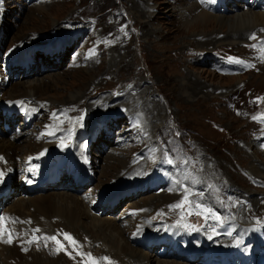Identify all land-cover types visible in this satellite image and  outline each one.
I'll return each instance as SVG.
<instances>
[{"label": "rangeland", "instance_id": "1", "mask_svg": "<svg viewBox=\"0 0 264 264\" xmlns=\"http://www.w3.org/2000/svg\"><path fill=\"white\" fill-rule=\"evenodd\" d=\"M189 1L191 0H0V69L8 59L9 63L20 65V61L17 62L20 55L26 53L28 56L30 50L36 46L43 45L48 48L49 41L58 40L60 47L63 48L57 53L45 54V47H37L34 50V64L26 67L29 70L25 71L22 67L12 69L18 74L16 80H14L15 76H12L13 73L7 70H1L0 74L3 73L7 79L11 78V82L18 80L17 84L37 85L42 82L45 85V89L38 91L42 95L38 94L36 97L40 101H46L42 111L38 112L40 117L45 116L51 120L75 118V122H68L69 129L58 131L64 138L65 146L70 145L66 140L73 142L75 139L72 126L82 124L84 127L88 126L86 128L92 133L89 140L86 138L87 129L78 128L82 135L79 139L81 140L79 148H83L89 159L81 156L77 145L74 149L75 154L79 156L75 159L78 165L83 163L89 165V168L85 166L87 168L85 175L87 174L89 179L86 182L88 187L78 188L82 190L79 193L77 189L76 195L90 194L89 200H92L90 208L97 212L96 214L100 213L98 209L106 206L109 207L106 209L116 208L115 215H112L114 219L124 212L122 217L126 216L127 219L122 226L125 230L123 238L130 241L129 246L133 250L135 248L147 254H154L155 258L163 261L176 258L175 260H181L182 262H179L182 264H220V260H213L211 257L205 259L200 254L192 262L185 256L179 258L168 240L158 242L157 247H149L151 250H142L141 248L145 247L138 242L141 235H138L140 230L136 226L140 219H137V223L135 220L130 221L133 217L126 213L134 202L147 204L154 202L153 218L152 216L150 219L147 218L146 226L145 224L142 226L144 233H151L150 225L155 227L163 225L167 226L166 228L185 230L187 234L184 232V237L197 242L195 237L197 230L190 228L189 225H192L194 220L201 221L203 217L214 211L211 204L218 207L219 200H227L231 191L239 193L240 197L242 196L240 200L225 208L224 213L218 212L219 226L210 229V235L214 236L212 244L217 247L236 241L239 233L245 230L241 224L242 221L244 223L246 221L240 219L239 212H243V218L244 212L247 216L248 214L264 216V180L255 177L248 169L250 160L261 164L260 160L255 159L253 151L264 153V125L258 123V119H261L258 117L264 115V51H262L264 43L260 42L262 33L257 35L256 32H252L244 42L237 45L226 43L222 46L218 43L214 46L209 45L205 49L207 54L200 55L199 51L204 47L199 41L207 45L215 38L219 40L223 34H226L227 29L215 24L204 31L195 19L198 15L197 10L190 7L186 9V18L180 17L179 8H183ZM194 1L197 2L198 7L207 10L201 5L203 0ZM205 1H210L212 10L216 11L210 8L207 11L211 14L226 12L227 15L228 6L236 3L242 8L246 5L239 0H212L214 3L211 0ZM151 5L153 19H150L149 24L140 25V22L146 21L148 13L142 12L140 22L137 21L133 14L135 6H140L146 11V7ZM195 25L198 27L196 28ZM150 26L155 27L157 31L151 34ZM124 32L130 33L131 39ZM253 36L255 39H252ZM194 40L196 43H193ZM12 54L14 56L9 58ZM225 56L234 57L230 59ZM41 58L50 59V63L44 64L43 67L40 63ZM54 64L56 67L53 66ZM75 78L80 79V86L78 90L70 91L67 86L73 81L77 82L78 79ZM206 87L218 89L219 95H210ZM20 88L18 85L17 91H20ZM78 92L79 96L83 93L78 103L64 102L68 97L75 98ZM203 95L210 96L206 99ZM104 99H107V103L102 101ZM63 104L70 105L64 107L66 111H57V108H61L59 105ZM106 115L109 126L107 125V129L103 130L104 128L99 125V119L103 123ZM138 117L142 121L141 131H131L132 123ZM32 121L33 126L31 125L32 128L29 129L32 132L38 131V124L42 123V118ZM56 122L54 121V124ZM62 122L60 121L59 124ZM15 124L10 127L16 130ZM31 136L30 133L22 134L24 138ZM84 139L90 142L88 149ZM109 142L112 146H108ZM249 143L252 145L251 149H247ZM113 145L119 150L114 154L125 153L123 160H126L129 166L133 167L138 162L135 172L140 170L137 173L139 176L137 174L133 176L140 178L141 183L142 161L145 157L147 160L143 152L148 147L158 152L151 171L155 177L161 174L172 182L171 186H173L168 189H175L168 196V201L161 202L165 192L161 184L155 188L154 183H142L143 186H140L138 180L131 182L129 176L124 177V171L120 172L118 179L113 180L111 174L117 172L118 169L115 168L120 167L118 161L108 166L107 170H101L103 161L113 157L111 153L114 149ZM167 155L172 157L174 163L167 164ZM116 157L120 158V156ZM52 159L55 160L54 170L60 166L66 168V165L70 169L68 155H58ZM76 167L77 165L73 168L76 170ZM63 171L66 172L65 169ZM76 171L82 175L85 169L80 166V170ZM231 184L233 187L230 186ZM65 185L66 188L64 186L60 188L73 192L76 190L73 181H68ZM61 189H57L58 192H67ZM93 189H95L94 194H92ZM96 189L102 195L108 192L119 195L115 198L118 204L113 208L109 206L112 201H109L108 205H102L105 201L102 200L100 203L97 200ZM202 193H209L214 203L210 196L205 197L208 200L205 205L195 201L194 198L204 197ZM120 196L121 199H117ZM185 196L187 201L182 207H170L179 204ZM255 198L260 203L253 206L251 199L255 200ZM197 204L207 211L196 214ZM190 210L192 214H189ZM102 217L107 219L109 215L107 213L100 216ZM52 223L57 225L58 221L53 219ZM59 225L54 236L60 244L56 246L55 251L51 250L52 253L49 254L48 249H44L47 244L53 243L51 240L44 238L38 241L40 244L36 243L44 256L54 258L61 255L64 264H88L87 262L93 264V260L95 264H102L100 259L104 261L103 264H107V261L112 264V257L108 254L109 257L102 256L104 254L98 251L100 247H96L100 245L92 246L88 236L85 235V239L82 240L79 238L80 233L63 229L62 224ZM252 225L254 227L252 230L264 238V219L253 221ZM23 227L26 232H36L33 224L32 226L26 224ZM86 230L92 233L88 227ZM176 233L179 234V231ZM65 234L76 243L67 242ZM78 238L84 242L79 244ZM95 238L103 239L101 236ZM85 241L88 247L92 248L87 249ZM82 248L84 253L80 254L78 249ZM88 250L93 252L89 253ZM108 253L114 256L116 262L118 254L112 246ZM65 255L69 257H64ZM143 256L146 255L142 254L141 257ZM104 258H107V261ZM25 261L27 263V259Z\"/></svg>", "mask_w": 264, "mask_h": 264}, {"label": "bare ground", "instance_id": "2", "mask_svg": "<svg viewBox=\"0 0 264 264\" xmlns=\"http://www.w3.org/2000/svg\"><path fill=\"white\" fill-rule=\"evenodd\" d=\"M250 1H251V3L248 5L247 9L241 8L236 3H235V6H228L227 7L228 12L227 13H229V14H227V15H226V12L225 13L220 12L217 14L208 13L207 10H203L201 7H198V5L196 4V2L194 0L189 1V3L187 5H185L183 8H179L180 17H184V18H186V14H187L186 9L188 7L192 8V9H196L198 15L195 17V19H197V24L201 25V28L204 31L205 30L207 31L208 28L211 27V25L215 26V24H217V26H219L220 28L227 29L226 34H223L222 38H220L219 40H216V38H215L213 41H209V43L207 45H205V43H203V41H199V43H201L202 46L204 47V48L200 49V51H199L200 55L201 54H207L206 53L207 50H205V49L207 47H209V45L214 46L216 43L220 44V46L225 45V43L228 45L229 44L230 45H237L238 43L244 42L245 38L247 36H249L248 34H250L252 32H256V34L260 33V32H264V0H250ZM211 2L214 3V1H212V0H211ZM220 2H222V1H220ZM139 7L140 6H135V8H134L135 12H133L136 20L139 21V19L142 17V15H141L142 12L148 13L147 18H145L146 21L145 22L139 21V22H140V25L145 24V23L149 24L150 19H153L152 16H154L152 13V5L147 6L146 11L143 10L144 8H141V7L139 8ZM211 10H212V8H211ZM212 11H214V10H212ZM201 12H203V13H201ZM214 12H216V11H214ZM73 14H71V16ZM210 16L220 17V18L213 19ZM231 16H233V17H231ZM229 17H231V18H229ZM186 23H188V21H186ZM126 26H127V24H126ZM150 27H152V26H150ZM195 27L197 28L198 25H195ZM126 29H128V26ZM238 29H240V31ZM241 29H243V30H241ZM120 30H122V29H120ZM141 31H143V30H141ZM150 31H151V34H153V32H156L157 29L155 27H152V29ZM124 33H125V35H127L131 39L130 33H127V32H124ZM129 38H128V40H129ZM117 39H119V38H117ZM128 40H127L126 44L128 43ZM106 41H108V39ZM113 43H114V41H113ZM193 43H196L195 40L193 41ZM18 45H20V44H18ZM255 46H253V47H255ZM20 56L21 57L17 60V62L20 61V63L18 62L20 65L26 64V67H27V65L31 66L33 64L32 53H30L28 56H26V53L24 55H20ZM40 56H41V54H40ZM48 58H46V59L41 58L40 63L43 67H44V64L50 63V59H48ZM254 58H255V56H254ZM255 60H257V59H255ZM53 66L56 67L55 64ZM37 67H39V66H37ZM27 69L29 70V68H27ZM31 73H32V71H31ZM11 74H9V75H11ZM20 74H24V73H20ZM260 74H261V72H260ZM12 76H14V74ZM187 79L189 81H191L190 78H187ZM79 80L80 79H78L77 82H75V83H74V81L72 83H70L67 86V89H71L70 91L78 90L77 88H79L78 86H80V83H81V82H79ZM196 82H197V80H196ZM17 83H19L18 80H17V82H11V78L7 79V77L4 76L3 73L0 74V108H1L0 110H2L1 112L9 115V119H6L0 113V118L1 119L3 118L2 124L4 126H9L10 130H12L13 132L14 131L17 132V130H15L13 127H10V126H13V124L16 123V121L14 120V117L15 116L19 117L22 114H24L26 116V118H31V121H32V119L38 120L39 118H42V123L38 124L39 125L38 131L32 132V136L29 138L16 136V134H14V133L7 134V133L3 132L2 129H0V173H3V177H5V175L10 174L6 180L9 183L14 178H16V176H15V173L17 171L16 166H17L18 161L21 159L23 161L24 165H31L30 168L33 170L32 176H34V177L40 176L41 178H46V177H50L49 176L50 174L51 175L54 174L55 178H60L61 172L65 169L66 172L65 171L64 172L66 174H69L70 176L72 175L73 178H77L78 176L81 175L80 172L76 171V170H80V166H82L85 169V172L82 173L81 177L86 176L85 173H87L86 172L87 168L85 166H87L89 168L88 163L87 164H85V163L80 164L79 163L80 164V166H79L77 161L75 160L76 156H78L74 152V149L76 147V142L71 143L69 146H65L64 142H63L64 138H62L61 135H59V133H58V131H64V129H66V128L69 129V127H67L68 122H70V121L75 122V118H73V120L71 118L70 119H64V120L57 118L56 120H51V119L45 118V116L40 117V114H38V112L42 111V108H44V106L46 105V103H45L46 101L45 102L40 101V99H38L36 97L38 94L42 95V93L41 92L39 93L38 91L45 89V85H43L42 82L40 84L37 83V85H35L33 83H31L29 85L17 84ZM15 84H17V85H15ZM18 85H19V87H21L19 89L20 91H17ZM11 87H12V89H11ZM203 87H205V86L203 85ZM206 88H207L206 91H209L211 93L210 94L207 92L208 94H210V95H217L218 94L219 95L218 89L209 88V87H206ZM10 89H11V92H10ZM64 89H65V87H64ZM200 89H198V90H200ZM246 89H245V91H246ZM245 91L243 90V93ZM81 95L79 96V92H78V93H76L75 98L74 97H68L64 102H67L66 104H68V103L76 104V103H78V99L83 97V95L82 96ZM210 95H208V96L203 95V96L207 99ZM106 100L107 99H104L102 101L106 102ZM101 102H99V103H101ZM69 105H64V104L62 106L59 105L61 108H59V109L57 108V111H64L65 110L64 107H68ZM105 105L107 107V104H105ZM54 121H57L56 124H54ZM60 121H63L62 124H59ZM19 122H17V124ZM102 125H106V124L104 122L101 123V128H104V126H102ZM141 126H142V121L138 117L132 123V126H131L132 130L131 131H133V130L141 131ZM72 128L75 129V137H76V141H78L80 138H82L81 133H79L80 129L78 128V126H72ZM23 130H25V131L30 130L29 126L24 124V127H21V131H23ZM103 130H105V128ZM23 136H25V135H23ZM257 136H259V135H257ZM86 138L89 140L88 136ZM95 140H96V138H95ZM109 145L112 146L111 142L108 143V146ZM251 147H252V145L249 143L247 149H251ZM116 151H117V153L119 152V150L116 148V146H114L113 151H111V153H113L112 154L113 157H111L110 160H108V161H107V158L106 159L104 158L105 161H103V163H102L101 170L102 171L107 170L108 166L113 165V162L118 161L117 164H119L120 167L115 168V169H118L117 172H113L111 174V178L113 180L118 179V177H120L119 176L120 172L124 171L123 176L124 177L129 176V178H131V182L138 180L139 183H141L140 178H135L133 176V175H136L140 171V170H136L137 173L135 172V168L137 167L138 162L133 167H132V165L129 166V163L126 160H123V157H125V153H119V155H117V154H114V152H116ZM157 153L158 152L155 149H153V148L149 149V147L146 149L145 152H143V155L147 156V160L145 157L143 159L142 165H141L142 166V169H141L142 170V183H146V184L147 183H150V184L154 183V184H156L157 179L154 176V173H152V171H153L152 169L154 167L153 165H154L155 161L157 160V155H158ZM253 153L256 156L255 159L260 160L261 164L259 165L256 162H254L253 160H250V163L248 165V169L253 175H255V177H258L259 179L261 178L264 180V169L263 168L261 169V167H264V158H262L264 153L263 152L261 153L260 151L259 152L253 151ZM78 154H80V153H78ZM58 155H61V156L68 155V158L70 161V169L66 165V168H64L63 166H60V167H58V169L54 170V168H55L54 162L57 159L55 158V160H53L52 158L57 157ZM108 156H111V155H108ZM116 156H120V158L116 157ZM59 162H62V161H59ZM64 164H66V163L64 162ZM121 164H124V165L121 166ZM76 165H77V167L75 170L73 167H75ZM138 169H140V167ZM58 170H60V171H58ZM50 171L51 172L53 171V172L51 173ZM69 171H71V172H69ZM69 175H67V176H69ZM137 176H139V175L137 174ZM246 180H248V179H246ZM248 182H249V180H248ZM66 183L62 182L60 184H57L58 186L56 188H54V186L48 187L44 193H39V194L36 193L32 196L29 195L26 197L25 196L22 197V194H23L22 189L15 188V194L12 195L9 198V200L0 204L3 208V211L10 213L9 216L14 218V222H16V224L18 226V227L16 226L15 229L13 227H3L0 231L1 237L4 236L8 239L9 233H11V235H12V246L11 247H8V246H1L0 247V264H64L62 261L64 258L61 255H59V257H54V258H52L50 256L47 257V256H44V254H42V252H40L38 246H28L27 247V245L31 244V243H28V241H32V243H34L37 240L40 241V239L42 240L44 238L47 239L49 237H55L54 236L55 232L58 231L57 228L60 227L59 224H62L63 229H71V230H74L75 233L78 232L77 234L80 233L81 237H79V238H81L82 240H84L85 237L88 236L90 238L89 240L91 241L90 244L92 246L93 245L95 246L96 244L100 245V246L96 245V247H100L99 249L97 248L98 251H100L99 253H102L106 256L110 255L112 257L111 258L112 264H182L181 262H179V260H175L176 258L174 260L168 259V260L163 261L161 259L155 258L153 256L154 254L153 255L147 254V253H144L141 250H138L135 248L133 250L129 246L130 241H128L125 237H124L125 240L123 238L125 230L122 228V226L125 223V220L127 219L126 216L125 217L123 216L124 218L122 217L124 212L122 214L120 213L118 218H116V219L112 218V215H115V211H116V208H113V207H115L118 204V201L115 198L119 195H114L113 193L111 194V192H108L107 194L102 195L98 192V189H96L95 196H96L97 200L98 201L103 200V201H107V202L112 201L111 204H109V206L113 208V209H106V208L98 209L97 211L98 212L100 211V213L96 214L97 212L95 213L90 208V204L92 203L91 202L92 200H89V198H90L89 196H86V194L81 195V196L76 195L77 189L73 192V191H67L66 189L60 188V186H64V188H66V185H65ZM142 183L140 184V186H143ZM230 186L233 187L232 184ZM252 186L253 185L251 184V187ZM52 188H54V189H52ZM250 188H247V189H250ZM57 189L65 190L67 192H58ZM174 189L170 188V189L165 190V192L163 194V198L161 199V202L169 199L168 196H170L173 193ZM94 190L95 189H93L92 194H94ZM244 191H245V189H244ZM53 193H55V194L57 193V195H53ZM59 193H62V194H59ZM121 197L122 196H120V198H117V199H121ZM241 197H238L239 198L238 200H240ZM251 200H252L253 206H256L258 203H260L257 198H255V200L254 199H251ZM261 201H263V200H261ZM154 207H155L154 202L147 204L144 202L137 201V202L132 203L130 206V209L126 211V213L130 214V216L133 217L132 219H130V221L135 220L137 223L138 222L137 219H140L138 225H136L137 228L140 230L139 231L140 234H138V235L151 234V236H149V237H152L159 242H161L163 240H168L171 242L178 241L180 244L178 245L177 248H174V250L178 254H191V256H193V259L197 257L198 252L202 253L204 256H207V257L209 255H216L217 253H219L224 258L223 263L226 262V255H224V253L220 250L214 251V248L212 246L207 245V249L205 252H203L199 249H195L193 244L191 243V241L188 238L184 237L185 230L180 231V230H177L175 228H166L167 226H165L164 228H160V229L149 228V229H151L150 230L151 233H144V230L142 231V225L145 224V226H146L147 218L150 219L151 216L153 218V215H152L153 212L152 211L155 210ZM107 208H109V207H107ZM107 213L109 215V218H107V219H103V217L100 218V216H103ZM242 213L243 212H239L238 216L240 217V219L245 220L246 221L245 223H247V220H246L247 213L244 212V215H243L246 218L242 217ZM53 219H56L58 221L57 225L52 223ZM21 223H22V227L25 226L26 224L28 226L29 225L32 226V224H33V227L35 228L36 232L35 231L27 232V233L22 232L19 228V224H21ZM242 223L245 224L243 221H242ZM149 225L150 224H148V226ZM85 227L86 228L88 227L92 233L90 234V232L87 231ZM37 229L39 231H37ZM155 231H157V232H155ZM177 231H179V234L176 233ZM160 233H161V235H160ZM185 233H187V232H185ZM95 236H101L103 239L100 240L99 238H95ZM79 238H78L79 244L84 242V241H81ZM202 238H203V240L210 242L213 238V235H210V232L208 233V232L202 231L201 232V240H202ZM56 241H59V240L56 238V240L53 241V243H50L47 245L45 244L46 247H48V248L44 247V249H48L49 254L52 253V251L56 250V246L58 245ZM66 241L69 243H72L70 240H66ZM229 242H231V241H229ZM85 244H86V248L90 249L91 246L88 247V243L86 241H85ZM218 244L219 243H217V245ZM79 246L81 247V245H79ZM111 246L115 249V251L118 254V258H117L116 262H115L114 256L108 253V251L111 250ZM50 247H51V249H50ZM66 250H67V248H66ZM78 250L80 251L79 252L80 254L82 252L84 253L83 248L78 249ZM92 252L89 251V253H92ZM56 253H58V252H56ZM142 254H144L146 256L141 257ZM228 256H229L228 258H229L230 262H233L234 264H264V242L261 243L259 246L253 247V248H245V249L236 248ZM64 257H69V256L65 255ZM25 259H27V263H26ZM94 259H96V258H94ZM83 260H84V258H83ZM90 261H92V260L90 259ZM87 263L89 264L90 262H87ZM78 264H80V263H78ZM102 264H103V262H102Z\"/></svg>", "mask_w": 264, "mask_h": 264}, {"label": "snow or ice", "instance_id": "3", "mask_svg": "<svg viewBox=\"0 0 264 264\" xmlns=\"http://www.w3.org/2000/svg\"><path fill=\"white\" fill-rule=\"evenodd\" d=\"M252 39H255V36H253ZM262 51H264V48H262ZM80 119L82 120L83 117H81ZM2 177H3V173H0V179H2ZM186 201H187V196H185L184 199L181 200L179 204L172 205L170 207L171 208H180V207H182L185 204ZM196 209H198V211L196 212V214H198V215L201 214L204 211H207V210L201 208V206L199 204L196 205ZM189 214H192V211L191 210L189 211ZM0 219H3V218H0ZM37 231H39V230L37 229ZM50 239H52V240L55 241L56 240V237H51ZM65 239L70 240L72 242V244H75L76 243L74 240H72V238L68 234H65ZM5 242H7L9 244L12 243V235H11V233H9V237H8L7 241H5ZM56 242L59 245V241H56ZM28 243H32V241H28ZM60 247L62 248V246H60ZM58 250H60V249L58 248ZM104 259H105V261H107V258H104ZM93 264H95L94 261H93ZM107 264H111V262L110 261H107Z\"/></svg>", "mask_w": 264, "mask_h": 264}]
</instances>
